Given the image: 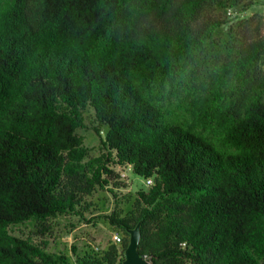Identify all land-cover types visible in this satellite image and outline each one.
Masks as SVG:
<instances>
[{"label": "trees", "instance_id": "1", "mask_svg": "<svg viewBox=\"0 0 264 264\" xmlns=\"http://www.w3.org/2000/svg\"><path fill=\"white\" fill-rule=\"evenodd\" d=\"M252 4L0 0V264H121L137 224L151 264H264V11L235 17ZM117 169L152 181L96 218L120 242L53 250L55 219L125 188Z\"/></svg>", "mask_w": 264, "mask_h": 264}, {"label": "rangeland", "instance_id": "2", "mask_svg": "<svg viewBox=\"0 0 264 264\" xmlns=\"http://www.w3.org/2000/svg\"><path fill=\"white\" fill-rule=\"evenodd\" d=\"M251 2L253 4L249 10L236 14L235 17L244 19L248 18L253 12L262 13L264 11V0H251ZM230 20L234 21L233 15ZM95 125L93 111L87 109L84 114L85 128L78 130V134L84 137V144L91 149V155H98L102 151L100 140L93 131ZM117 171L123 175L121 177L125 188L115 190L117 198L112 197L106 191L98 190L95 192L89 201L96 205L98 212L86 213L85 218L89 221L73 216L59 217L54 220V238L51 245L53 250H63L70 254V247L73 244L78 247L79 251H83L87 247L100 251L108 243L114 241V235L117 234L121 238L120 234L115 232L106 222L96 220V218L110 213L117 205L126 209L128 207L126 199L132 202L135 193L140 189H146V186L144 179L132 175L128 169L123 171L117 169Z\"/></svg>", "mask_w": 264, "mask_h": 264}, {"label": "water", "instance_id": "3", "mask_svg": "<svg viewBox=\"0 0 264 264\" xmlns=\"http://www.w3.org/2000/svg\"><path fill=\"white\" fill-rule=\"evenodd\" d=\"M128 234L129 242L124 251V260L121 264H151L146 257L140 256L137 250L141 237L139 224L128 230Z\"/></svg>", "mask_w": 264, "mask_h": 264}, {"label": "built area", "instance_id": "4", "mask_svg": "<svg viewBox=\"0 0 264 264\" xmlns=\"http://www.w3.org/2000/svg\"><path fill=\"white\" fill-rule=\"evenodd\" d=\"M228 15H230V11L228 12ZM121 176H123V175L121 174ZM144 181H145V186L146 187H149L152 184L151 179H146ZM113 239H114L115 242H120V240H121L120 237L117 234L113 236Z\"/></svg>", "mask_w": 264, "mask_h": 264}]
</instances>
